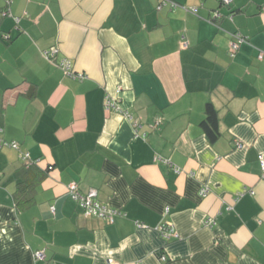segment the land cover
Wrapping results in <instances>:
<instances>
[{
    "label": "crops",
    "instance_id": "obj_1",
    "mask_svg": "<svg viewBox=\"0 0 264 264\" xmlns=\"http://www.w3.org/2000/svg\"><path fill=\"white\" fill-rule=\"evenodd\" d=\"M172 1L0 0V264H264V0ZM19 151L45 175L16 209ZM71 182L123 215L84 217Z\"/></svg>",
    "mask_w": 264,
    "mask_h": 264
},
{
    "label": "built area",
    "instance_id": "obj_2",
    "mask_svg": "<svg viewBox=\"0 0 264 264\" xmlns=\"http://www.w3.org/2000/svg\"><path fill=\"white\" fill-rule=\"evenodd\" d=\"M8 1V0H6ZM169 1L170 5L172 7L174 6H179V4L175 1L172 0H159L158 7H160L161 3H165ZM231 0H223L224 3L228 4L230 3ZM187 11L190 12H195L196 6H181ZM262 10L264 11V4L262 5ZM9 12L6 10L2 11V15L6 16L8 15ZM219 13L215 11L214 16H218ZM234 41H232L229 45L230 47V52L233 53L239 43L246 42L247 38L241 35L240 33H234L233 34ZM42 55L49 59L50 61H54L53 59L57 56L58 54V48L56 46H52L50 48L44 49L41 51ZM258 57L261 58L263 57L262 53L258 54ZM56 64L61 68L65 76L71 77V78H76L77 76L75 75V71L72 67V62L70 58L66 56H61L57 58ZM83 75H79L78 78H81ZM103 107L107 111H115V112H120L124 114L127 118H131L130 113H128L125 110H121L118 104V100L112 97H105ZM2 133V128L0 127V144L1 145H7L9 147H12L14 149H19V144L12 140V141H5L1 137ZM19 158L22 160H29V155L27 152L24 151H19ZM155 159H161L160 157L156 156ZM258 159L260 161L262 170H264V161H263V156L262 154H259ZM163 160V159H161ZM32 160H29L28 162H31ZM165 161V160H163ZM67 189L69 192L70 197L78 204V206L81 209V213L84 217H95V218H101L105 219L107 222H113L114 218L116 216H121L123 215V212L120 211L117 208H113L111 206H108L99 200L96 199V190L95 189H88L85 192H81L78 189V186L75 182H71L67 184ZM207 187L206 186H201L199 189V195L200 196H205L207 194ZM252 192V191H251ZM202 224L207 227H212L215 224L214 217L207 216L202 220ZM158 231L160 232V235L163 239L169 240L172 237L176 236L175 229L173 225L170 222H162L157 226ZM34 258L36 259H43L44 254L41 251H36L34 252ZM164 259V256L161 257ZM107 264H113L111 260H108Z\"/></svg>",
    "mask_w": 264,
    "mask_h": 264
},
{
    "label": "trees",
    "instance_id": "obj_3",
    "mask_svg": "<svg viewBox=\"0 0 264 264\" xmlns=\"http://www.w3.org/2000/svg\"><path fill=\"white\" fill-rule=\"evenodd\" d=\"M199 126L209 142H213L219 137L217 112L212 103L207 102L205 104L204 117L199 122ZM49 168L51 167L48 166L46 170ZM44 175L45 173L39 170L35 161L32 160L25 165L23 180L16 185L13 194L16 209L30 201L35 182L44 177Z\"/></svg>",
    "mask_w": 264,
    "mask_h": 264
}]
</instances>
